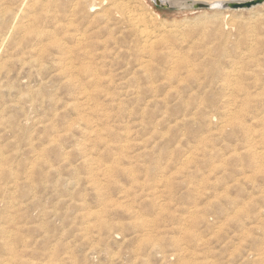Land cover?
<instances>
[{"label": "rangeland", "instance_id": "374dc122", "mask_svg": "<svg viewBox=\"0 0 264 264\" xmlns=\"http://www.w3.org/2000/svg\"><path fill=\"white\" fill-rule=\"evenodd\" d=\"M0 8V264H264V2Z\"/></svg>", "mask_w": 264, "mask_h": 264}, {"label": "water", "instance_id": "95a60500", "mask_svg": "<svg viewBox=\"0 0 264 264\" xmlns=\"http://www.w3.org/2000/svg\"><path fill=\"white\" fill-rule=\"evenodd\" d=\"M155 4L165 8H172V7H188V8H208L211 5L206 2L194 1V0H179L177 2H171L169 0H154ZM264 0H245V1H228L220 5L221 7H228L232 9L237 8H249L253 5H257L263 3Z\"/></svg>", "mask_w": 264, "mask_h": 264}, {"label": "bare ground", "instance_id": "6f19581e", "mask_svg": "<svg viewBox=\"0 0 264 264\" xmlns=\"http://www.w3.org/2000/svg\"><path fill=\"white\" fill-rule=\"evenodd\" d=\"M163 1H167V0H163ZM169 1H171V2H177V1H179V0H169ZM38 3V2H37ZM48 3H50V2H48ZM223 3H225V2H223L222 0H217V3H215V2H211V3H209L211 6L210 7H215V6H217V7H220V5H222ZM40 4V3H39ZM42 4L44 5V3L42 2ZM49 6H50V4H49ZM1 7H3V6H1ZM7 7V6H6ZM10 7V6H9ZM48 7V6H47ZM8 8V7H7ZM45 8V7H44ZM224 8V7H223ZM1 9V8H0ZM8 10V9H7ZM1 11V10H0ZM3 11V10H2ZM10 12V11H9ZM15 13V12H14ZM11 14H12V11H11ZM16 14V13H15ZM18 15L16 14V19L18 18L17 17ZM30 16V15H29ZM33 17V16H32ZM25 20V19H24ZM24 20H23V22H24ZM29 20L30 19H28V21L27 22H29ZM33 21V20H32ZM31 24H33V22L31 23ZM30 25V24H29ZM28 25V26H29ZM22 26V25H21ZM11 27L13 28H15V26H13V25H11ZM10 27V28H11ZM19 27V26H18ZM24 27V26H23ZM22 29V28H21ZM27 29H29V28H27ZM10 30V29H9ZM15 30H16V28H15ZM24 30V29H23ZM30 30V29H29ZM147 31H149V30H147ZM150 32V31H149ZM149 32H147V33H149ZM151 33V32H150ZM4 34V33H3ZM10 35H11V33H10ZM1 36H3V35H1ZM148 37V36H147ZM7 38V37H6ZM2 39H4V38H2ZM6 40V39H5ZM4 41V40H3ZM4 42H6V41H4ZM4 44V43H3ZM3 159V158H2ZM5 159V158H4ZM2 161V160H1ZM3 163V162H2ZM2 166H3V164H1ZM8 170V169H7ZM1 171V170H0ZM3 173V172H2ZM2 173H0V175L2 174ZM12 174V173H11ZM3 175V174H2ZM13 175V174H12ZM4 176V175H3ZM1 178V177H0ZM5 178V177H4ZM14 250V249H13Z\"/></svg>", "mask_w": 264, "mask_h": 264}]
</instances>
